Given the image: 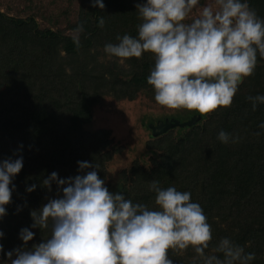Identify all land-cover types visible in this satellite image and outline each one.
<instances>
[{"label":"trees","instance_id":"trees-1","mask_svg":"<svg viewBox=\"0 0 264 264\" xmlns=\"http://www.w3.org/2000/svg\"><path fill=\"white\" fill-rule=\"evenodd\" d=\"M138 2L142 0H104L106 7L100 10L92 7L91 0H79L77 21L71 28L84 25L79 49L72 35L62 30L40 29L33 19L0 11V162L23 157V168L12 181V202L0 218L4 233L0 264H11L7 252L25 247L22 229L35 233L28 249L50 237L51 224L47 230L31 227V212L62 196L55 182L51 191L43 184L53 172L68 179L97 170L106 180V163L114 155L108 149L110 132L86 126L92 121V103L112 83L93 74L91 71L98 69H89L84 55L92 46L98 50L118 43L117 36L138 37ZM247 2L264 19V0ZM101 16L106 21L103 28L98 27ZM257 59L254 74L239 85L230 108L218 109L202 125H193L177 138L169 133L158 137L148 144L156 151L149 156L148 167L135 160L115 184L105 182L110 192H120L149 209L157 208L155 193L149 190L153 180L162 188L190 192L211 225L213 240L206 254L223 259L222 253L213 249L227 237L246 253L255 254L249 264H264V129L259 127L264 123V104L253 110L247 99L264 95V58L258 55ZM129 60L130 68H116L117 76L112 78L121 74L126 86L134 88L139 82L152 87L147 77L154 67L153 54ZM122 93L132 97L128 91ZM221 130L238 136L239 141L222 143L218 139ZM78 161L99 164L100 168L82 173ZM33 184L35 190L28 192ZM195 257L192 248L183 255L169 251L173 264H201Z\"/></svg>","mask_w":264,"mask_h":264},{"label":"clouds","instance_id":"clouds-1","mask_svg":"<svg viewBox=\"0 0 264 264\" xmlns=\"http://www.w3.org/2000/svg\"><path fill=\"white\" fill-rule=\"evenodd\" d=\"M91 4L100 10L106 7L104 0H91ZM136 9L141 21L138 37L117 36L118 43L106 44L104 52L121 65L144 53L153 54L147 83L154 89L155 101L169 110L185 109L204 117L230 108L239 85L254 74L258 55L264 58V19L247 0H213L203 7L200 0H142ZM194 9L198 15L186 22ZM105 23L99 17L98 27ZM83 31V24L74 29L77 49ZM247 99L253 110L264 104V95ZM259 127L264 129V123ZM218 139L224 144L239 141L223 130ZM78 164L82 173L100 168L86 161ZM22 168V156L0 162V218L7 214L15 187L12 181ZM53 182L62 196L31 212V227L47 230L51 224L50 237L28 249L35 233L22 229L25 247L7 252L11 264H173L169 251L183 255L189 248L201 264H249L255 259L254 253H246L227 237L213 249L223 259L206 254L213 240L211 225L190 192L162 188L153 180L149 190L155 193L157 208L149 209L120 192H110L97 170L68 179L53 172L43 184L51 191ZM35 188L33 184L27 191Z\"/></svg>","mask_w":264,"mask_h":264},{"label":"rangeland","instance_id":"rangeland-1","mask_svg":"<svg viewBox=\"0 0 264 264\" xmlns=\"http://www.w3.org/2000/svg\"><path fill=\"white\" fill-rule=\"evenodd\" d=\"M211 3L213 0H200V7ZM78 4L79 0H0V11L13 17L33 19L40 29L62 30L73 36L71 28L77 21ZM197 15L198 10L194 9L186 22L190 23ZM84 57L89 69H98L91 71L93 74L101 75V81L112 83L109 90L92 103V121L86 126L89 130L110 132L108 149L114 155L106 163L105 182L108 184H115L121 172H128L135 160L148 167L149 156L156 153L148 148L152 141L167 133L177 138L193 125H202L212 114L202 117L198 112L185 109L169 110L155 101L153 87L139 82L134 88L126 86L122 80L125 81V76L121 74H118L120 78H112L117 76L116 68L129 69L131 62L127 60L121 65L117 58H109L104 46H99L98 50L92 46ZM126 78L128 81L129 77ZM122 91L130 92L132 97H124Z\"/></svg>","mask_w":264,"mask_h":264}]
</instances>
